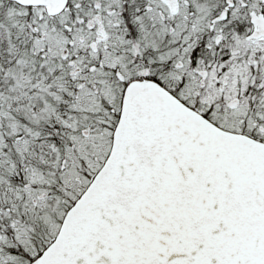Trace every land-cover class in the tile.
I'll return each mask as SVG.
<instances>
[{"label": "water", "instance_id": "water-1", "mask_svg": "<svg viewBox=\"0 0 264 264\" xmlns=\"http://www.w3.org/2000/svg\"><path fill=\"white\" fill-rule=\"evenodd\" d=\"M8 1L55 16L68 0ZM37 264H264V144L133 85L109 157Z\"/></svg>", "mask_w": 264, "mask_h": 264}, {"label": "rangeland", "instance_id": "rangeland-1", "mask_svg": "<svg viewBox=\"0 0 264 264\" xmlns=\"http://www.w3.org/2000/svg\"><path fill=\"white\" fill-rule=\"evenodd\" d=\"M103 8L100 5L99 12L103 13ZM77 11L74 1L72 11L51 18L44 9H26L0 1V116L9 119L12 111L26 120L20 129L17 122H12L10 128L15 133L17 127L18 133L13 145L3 144L0 139V157L5 156L12 164L5 176H0V209L12 216V227L9 223L4 226L10 238L25 244L33 257L22 264L38 261L40 250L57 234L67 211L110 151L114 128L108 117L116 112L115 104L120 98L109 93L105 69L109 57L100 60L94 55L79 60L61 54L65 46L71 45L68 41L77 38L56 29L69 24ZM6 98L11 103H6ZM191 98L201 107L216 99L205 95ZM235 98L232 94L227 101ZM44 121L60 124L65 140L56 144L52 134L31 128V124H45ZM12 150L22 165L30 159L22 178ZM32 233L39 242L36 253L29 247ZM47 237L48 241H42ZM6 259L0 254V264Z\"/></svg>", "mask_w": 264, "mask_h": 264}, {"label": "flooded vegetation", "instance_id": "flooded-vegetation-1", "mask_svg": "<svg viewBox=\"0 0 264 264\" xmlns=\"http://www.w3.org/2000/svg\"><path fill=\"white\" fill-rule=\"evenodd\" d=\"M74 1L77 14L56 30L77 39L61 54L109 57V93L120 98L108 117L110 150L133 85L160 88L217 127L264 144V0H68L51 18ZM200 95L216 99L201 107L191 98Z\"/></svg>", "mask_w": 264, "mask_h": 264}, {"label": "trees", "instance_id": "trees-1", "mask_svg": "<svg viewBox=\"0 0 264 264\" xmlns=\"http://www.w3.org/2000/svg\"><path fill=\"white\" fill-rule=\"evenodd\" d=\"M2 59V56L0 54V61ZM10 90H8L9 92ZM10 94V93H9ZM7 101L6 103H11L9 98H6ZM2 107V106H0ZM3 119V120H2ZM12 122H17L19 126V129L22 128V125L24 123H26V120L23 119V117L20 116H16V114L12 111L9 112V119H6V117L2 118L0 116V139L3 141L2 143H8L13 145L14 142L17 138V127L15 130V133H13L12 129L10 128ZM28 122V121H27ZM46 124H31V128L37 127L38 129H40L39 131L42 132V134H52L54 136V140L57 141L56 144H59L60 142L65 140V134L64 132L62 133L59 128H63L60 124L59 125H54L50 122H45ZM59 131V132H55V131ZM34 144V143H32ZM3 149L2 147H0V150ZM5 151V150H4ZM14 157L12 159H14L15 161L17 160V168L19 170V172L21 173V178L22 176H24L26 174V170L27 167L29 166V161L30 159H27V161L25 162L24 165H22V163L20 161H18V158L14 152V150H12ZM3 157V158H2ZM2 161H1V165H0V176L3 177L5 176V173L7 172V170H9L12 166V164L10 163V161L8 159L5 158V156H2ZM103 163V162H102ZM93 178V177H92ZM27 179V178H26ZM25 178H23L24 181ZM12 188V187H11ZM17 188V187H14ZM11 192V191H10ZM84 192V191H83ZM76 201V200H75ZM74 201V203H75ZM73 203V204H74ZM1 204V202H0ZM10 224V226L12 227L11 224H14L13 220H12V216L11 215H6L5 213L1 212L0 209V254H2L3 256L8 257V259H6L7 261H2L1 264H22L23 262L25 263H29L33 260L32 255L28 254L26 251V245L18 242L17 239H13L10 238L11 234L7 232V228H5L4 226L6 224ZM9 232H11V229L9 228L8 230ZM2 238H6V242H2L1 240H3ZM29 242V247H30V251L33 253L35 252L38 247H39V242L37 241V238H35V234L32 233V236H30V239L28 240ZM48 245H46L44 248H42V250L40 251V253L47 247Z\"/></svg>", "mask_w": 264, "mask_h": 264}]
</instances>
